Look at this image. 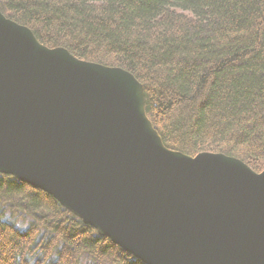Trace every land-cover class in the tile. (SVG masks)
<instances>
[{"label":"water","instance_id":"95a60500","mask_svg":"<svg viewBox=\"0 0 264 264\" xmlns=\"http://www.w3.org/2000/svg\"><path fill=\"white\" fill-rule=\"evenodd\" d=\"M0 174L143 264H264V170L166 147L132 73L49 48L1 11Z\"/></svg>","mask_w":264,"mask_h":264},{"label":"trees","instance_id":"16d2710c","mask_svg":"<svg viewBox=\"0 0 264 264\" xmlns=\"http://www.w3.org/2000/svg\"><path fill=\"white\" fill-rule=\"evenodd\" d=\"M49 48L132 73L163 144L264 170V0H0ZM0 264H143L0 174Z\"/></svg>","mask_w":264,"mask_h":264},{"label":"rangeland","instance_id":"374dc122","mask_svg":"<svg viewBox=\"0 0 264 264\" xmlns=\"http://www.w3.org/2000/svg\"><path fill=\"white\" fill-rule=\"evenodd\" d=\"M244 162V161H243ZM251 168V167H250ZM252 169V168H251ZM253 170V169H252ZM263 171V170H262Z\"/></svg>","mask_w":264,"mask_h":264}]
</instances>
